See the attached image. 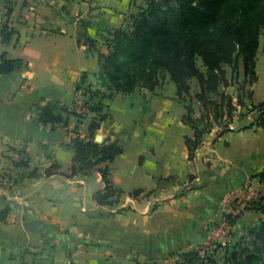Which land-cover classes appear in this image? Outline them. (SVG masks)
Segmentation results:
<instances>
[{
  "label": "crops",
  "instance_id": "obj_1",
  "mask_svg": "<svg viewBox=\"0 0 264 264\" xmlns=\"http://www.w3.org/2000/svg\"><path fill=\"white\" fill-rule=\"evenodd\" d=\"M128 1L11 0L8 13V0H0V56L25 61L0 76V210L9 208L0 218V264H181V253L208 242L231 192L249 179L264 187V177L253 176L264 169V127L253 120L237 130L213 127L189 158L185 137L193 129L184 115L188 105L193 117L194 107L200 110L196 77L186 98L178 96L170 76L152 89L138 86L104 97L108 115L94 139L117 140L123 150L90 173H72V139H89V124L99 113L71 112L65 122L43 124L37 104L57 100L69 107L86 85L105 90L98 77L105 49L95 12L116 25ZM4 25L15 30L8 41L2 40ZM86 35L97 40L96 47ZM228 67L229 84L220 85L226 92L234 77L246 78L242 63L236 72ZM256 74L252 85L245 83L252 89L251 97H242L245 105L264 100ZM238 95L232 94L235 105ZM19 149L26 151V164L11 154ZM106 164L120 190L113 203L94 197L104 188L99 167ZM29 219L39 227L26 228Z\"/></svg>",
  "mask_w": 264,
  "mask_h": 264
},
{
  "label": "trees",
  "instance_id": "obj_2",
  "mask_svg": "<svg viewBox=\"0 0 264 264\" xmlns=\"http://www.w3.org/2000/svg\"><path fill=\"white\" fill-rule=\"evenodd\" d=\"M6 8L10 13L11 0H8ZM131 17L130 24L116 28L112 38H107L109 52H99L98 77L105 90L93 89L90 84L85 86L92 98L99 96L90 105V110L99 114L89 124V139L80 135L72 139L75 150L72 173H90L96 164L112 161L122 152L123 147L117 140L99 142L94 139L96 129L108 115L102 112L105 106L103 98L110 99L116 91L130 92L138 86L152 89L156 84L153 76L158 68L168 71L180 98L191 96L192 77L199 81L200 90L194 97L200 103V114L193 117L188 105L184 115V120L193 129V135L185 137L189 158L192 159L205 134L219 126L224 117L232 120L233 111L237 108L232 96L220 88V85L229 84L225 65H230L236 72L242 63L246 76L244 84L252 85L257 79L256 53L260 35L264 33V0H148L147 5L141 6ZM13 33L14 28L4 25L2 40L8 41ZM86 40L90 47H96L95 38L86 35ZM198 58L202 60L204 70L197 65ZM23 64L25 61L22 58L1 55L0 76ZM251 95L250 90L248 96ZM237 103L244 105L240 95L237 96ZM37 108L38 119L43 124L65 122L68 114L73 112L57 100L37 104ZM252 108L260 111L257 124L264 125V100L252 103ZM226 130H230L228 124H224L219 131ZM16 163L26 164L27 161ZM52 167L46 174H50ZM99 170L105 185L94 193V197L99 203L118 201L120 190L108 178L109 165L101 166ZM139 191L136 189L132 193ZM258 207L264 212L263 205ZM8 211V207L0 210V218H4ZM229 221L233 223L234 219ZM251 232L255 236L252 246L234 242L222 264H264V218ZM199 254V249H193L182 255L185 262L192 264ZM208 261L209 264H216L215 258L210 255ZM135 264L143 263L137 261Z\"/></svg>",
  "mask_w": 264,
  "mask_h": 264
},
{
  "label": "rangeland",
  "instance_id": "obj_3",
  "mask_svg": "<svg viewBox=\"0 0 264 264\" xmlns=\"http://www.w3.org/2000/svg\"><path fill=\"white\" fill-rule=\"evenodd\" d=\"M148 0H130L126 2L121 13L123 17L119 20L118 24H110L104 21V19L100 16L101 11L97 10L95 12V22L94 28L100 36L102 40V45L104 47V54L109 52V48L107 43L109 40L107 38H112L113 32L116 28L121 26H126L131 23L132 14L137 13L141 6L145 7L147 5ZM173 4H176L174 2ZM100 40V41H101ZM97 46V44H96ZM197 65L200 69L204 70L205 67L202 63V60L198 58L196 60ZM226 66V65H225ZM228 67V65H227ZM229 68V67H228ZM256 70L259 75V85L261 83L264 84V33L260 35V48L257 53L256 58ZM166 76H170L168 71L164 68H158L157 71L154 73L153 80L154 82L158 83L160 81H164ZM233 83V87L227 89L228 94L233 95H240L241 97L245 98L248 92L251 89V86H247L244 84V79L242 76H239V79L236 80V77L231 80ZM232 93V94H231ZM175 101H178L177 99ZM245 102V101H244ZM255 104V103H253ZM179 106L180 109V105ZM196 112V117L200 114V110L198 106L194 107ZM180 110L177 111V113ZM260 111L258 109L252 108V103L250 105H237L236 110L233 111V118L232 120L227 119L224 117L221 120V124L215 127L219 130L223 128L224 124H228L230 130H237L249 127L248 122L253 120L254 124L258 127H264V125H258L257 122L259 121ZM259 176L260 178L264 177V169H262L259 173L253 175ZM256 181L252 182V179L247 180L230 193L227 200L225 201L224 208H223V219H234L233 223H230V228L225 231L223 234L219 233L216 230L215 236L217 238V246L210 247V233L208 242L201 247L195 248L201 250L199 257H195L192 264H209L208 255L215 258L216 264H222L224 257L226 256L227 252L232 250V246L234 242H243V244H249L252 246V241L254 239V233L251 232L253 228H255L260 220L264 218V212L259 210L258 205L264 206V187L255 183ZM137 195V194H135ZM228 216V218H227ZM222 219V221H223ZM241 219V220H240ZM215 224V226H219L222 222ZM230 222V221H229ZM183 254V253H181ZM129 264V263H128ZM135 264V263H134ZM143 264H164L162 262L156 261H145ZM166 264V263H165ZM168 264V263H167ZM175 264V263H174ZM181 264H189L188 262L184 261L182 257Z\"/></svg>",
  "mask_w": 264,
  "mask_h": 264
},
{
  "label": "built area",
  "instance_id": "obj_4",
  "mask_svg": "<svg viewBox=\"0 0 264 264\" xmlns=\"http://www.w3.org/2000/svg\"><path fill=\"white\" fill-rule=\"evenodd\" d=\"M94 98L90 96V91L86 87H82L77 90L76 93V99L74 100V103L68 107L70 111L83 114L85 112H88L90 110V105L94 102ZM14 155L16 162L17 161H27V154L25 150H14L12 153ZM230 222L227 219H223V221L219 224V226H213L210 236V247H216L217 246V238L214 233H216V230L219 233H224L230 228ZM201 252V250H200Z\"/></svg>",
  "mask_w": 264,
  "mask_h": 264
},
{
  "label": "water",
  "instance_id": "obj_5",
  "mask_svg": "<svg viewBox=\"0 0 264 264\" xmlns=\"http://www.w3.org/2000/svg\"><path fill=\"white\" fill-rule=\"evenodd\" d=\"M24 226L26 228H38L39 227V222L34 219H29L24 222Z\"/></svg>",
  "mask_w": 264,
  "mask_h": 264
}]
</instances>
